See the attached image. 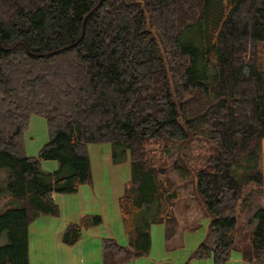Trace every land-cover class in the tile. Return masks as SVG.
I'll return each mask as SVG.
<instances>
[{
	"label": "trees",
	"instance_id": "trees-1",
	"mask_svg": "<svg viewBox=\"0 0 264 264\" xmlns=\"http://www.w3.org/2000/svg\"><path fill=\"white\" fill-rule=\"evenodd\" d=\"M191 30L198 45L184 42ZM33 114L45 118L48 140L29 156L23 132ZM177 138L209 152L194 176L208 226L188 261L227 264L236 248L264 264V205L249 242H235L239 206L261 193L264 0H0V168L16 202L0 212V264H29V223L59 215L56 193L92 181V144L110 145L130 169L118 198L129 242L102 237V264L148 255L150 233L133 215L157 201L154 176L168 170L149 164L145 143ZM45 160L57 167L45 170ZM165 202L151 222H165L169 241L176 220ZM101 222L83 214L61 241L73 245Z\"/></svg>",
	"mask_w": 264,
	"mask_h": 264
},
{
	"label": "rangeland",
	"instance_id": "rangeland-1",
	"mask_svg": "<svg viewBox=\"0 0 264 264\" xmlns=\"http://www.w3.org/2000/svg\"><path fill=\"white\" fill-rule=\"evenodd\" d=\"M198 35L194 32L188 31L185 35L184 42L189 44V41L194 42L193 45H198ZM24 149L25 153L29 156L35 155L38 150L48 140V132L46 120L39 115H31L28 126L23 132ZM93 145V144H92ZM100 149L103 148L105 154L95 155V152L91 150L92 164L101 165L106 168L107 163H115L112 156V149L108 144H96ZM147 147V157L150 165L164 166L168 170L167 175L157 174L154 176V180L157 185H161V189L157 193V201L148 206L142 208L136 212L133 217L135 222L140 224L143 228L148 229L151 236V247L148 259L145 260L148 264L149 259L161 260V264H213L212 257L203 259H192L188 261L190 252L198 245L205 235L208 226V217L203 214L202 207L194 192V176L200 168L204 166L203 155H208L204 147L199 143L193 141L190 144L184 143L183 139L177 138L173 142L162 146L159 142H155L151 139L145 143ZM91 147V146H89ZM90 152V151H89ZM107 157V158H106ZM90 158V157H89ZM56 163L54 160H45L42 163ZM259 169L262 173L261 193L252 196L249 201L251 206H239L236 215V240L237 244H246L249 242V236H252L256 224L255 213L257 209L264 205V145L261 147V154L259 157ZM45 168H46V164ZM54 169L57 167L52 166ZM115 168L121 170L123 181L126 183L130 179L129 161H119ZM49 170H53L48 168ZM47 169V170H48ZM7 172L6 167L0 168V212L4 209L12 206H16V202H12L9 193L3 186V179ZM97 187L108 191L107 200L101 199L103 194L97 193L98 197L92 202L90 195L88 194L89 187L84 184L81 186L83 193V200L81 202L82 208H95L94 212L102 216L100 202L107 201L109 204V210L106 212V219L109 228H112L115 232H124L122 222L119 223L118 231L114 220V208L112 188L115 189L116 183L113 184L108 181L102 182L100 177H97ZM165 182H164V181ZM253 187H256L253 185ZM83 189L86 191L83 192ZM88 190V191H87ZM100 194V196H99ZM99 200V201H98ZM169 200L173 203V218L176 220V234L171 240L167 241L165 238V222H151L157 215L158 208H165L169 203L165 202ZM120 215V214H119ZM122 220V219H121ZM61 240V239H60ZM126 239H118V242L126 245ZM7 242L6 234L3 232L0 236V246ZM240 252L233 249L230 253V262L228 264H247L239 262L238 258ZM31 264H36V253L33 241H31ZM146 257V256H145ZM167 258L172 261L169 262ZM235 259V260H234ZM144 262H142L143 264Z\"/></svg>",
	"mask_w": 264,
	"mask_h": 264
},
{
	"label": "crops",
	"instance_id": "crops-1",
	"mask_svg": "<svg viewBox=\"0 0 264 264\" xmlns=\"http://www.w3.org/2000/svg\"><path fill=\"white\" fill-rule=\"evenodd\" d=\"M90 146L89 159L91 164L92 181L90 183H86V185H88L89 187V191H87L92 199V202L98 197V192L103 194V197L101 199L107 200L108 191L102 189V187L99 190V187H97V177H100L103 183H105L107 179L111 184H113L114 182L116 183L115 189L112 188V197L114 208L113 217L118 231L119 223L122 222L121 215H119L120 211L118 207V198L119 196H121L124 189L125 183L123 181V176L121 174V170L114 167L117 163H107L106 168L102 167L99 164H96L94 166L91 162V150L95 152V155L105 153L103 151V148H101L99 152V145L93 144ZM44 164H46V168ZM44 164L42 163V167L45 170L50 167L51 169H54L52 166H56V163L54 162ZM82 185H80L79 190L76 193H56L54 195V199L60 207L59 215H40L29 223L27 230L29 264H31V241H33L35 247L36 264H102L100 243L102 237H113L117 239V241L119 238L120 240L126 239L125 241L128 244L129 239L125 232H115L108 226L105 214V211L107 212L109 210V204L107 201L100 202L102 214L104 213L105 215V220L103 217L101 224L92 226L84 230L81 239L73 245L64 244L60 240L62 229L67 222H76L79 220L81 215L86 213L98 214L94 212L95 208H82L81 202L84 197L81 189ZM84 191H86V189H83V192ZM175 236H177V234ZM145 256L128 261L124 264H142V262H144L143 264H148L145 261H148V259H145L148 255ZM166 260H168L169 262L172 261L169 258H167ZM238 260L241 263L253 264L245 262L241 255L239 256ZM149 262H152L149 264L162 263L161 260L158 261L153 259H151V261L149 259Z\"/></svg>",
	"mask_w": 264,
	"mask_h": 264
}]
</instances>
